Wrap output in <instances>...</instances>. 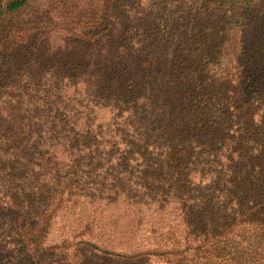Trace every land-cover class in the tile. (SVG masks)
Segmentation results:
<instances>
[{
  "label": "trees",
  "instance_id": "16d2710c",
  "mask_svg": "<svg viewBox=\"0 0 264 264\" xmlns=\"http://www.w3.org/2000/svg\"><path fill=\"white\" fill-rule=\"evenodd\" d=\"M115 201L137 248L48 241ZM153 260L264 264V0H0V264Z\"/></svg>",
  "mask_w": 264,
  "mask_h": 264
},
{
  "label": "rangeland",
  "instance_id": "374dc122",
  "mask_svg": "<svg viewBox=\"0 0 264 264\" xmlns=\"http://www.w3.org/2000/svg\"><path fill=\"white\" fill-rule=\"evenodd\" d=\"M99 115L101 119L109 118L105 112H101ZM125 208L121 201H115L108 205L104 202H95L93 205L78 203L71 210L70 216L55 222L48 241L54 244L67 240L73 244L78 239L83 238L91 240L99 247L112 248L117 252L131 251L137 247L132 245L131 221L127 217ZM75 217L77 220L73 221ZM157 222L158 217L149 219V224ZM140 235L141 233L138 234L137 239L139 247H143L150 240L140 237ZM160 239L157 238L156 240ZM151 264L161 263L153 260Z\"/></svg>",
  "mask_w": 264,
  "mask_h": 264
}]
</instances>
